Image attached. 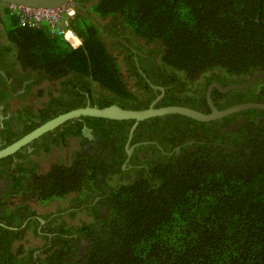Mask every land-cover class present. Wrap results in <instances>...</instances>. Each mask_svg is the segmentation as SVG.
Wrapping results in <instances>:
<instances>
[{
	"label": "trees",
	"instance_id": "trees-1",
	"mask_svg": "<svg viewBox=\"0 0 264 264\" xmlns=\"http://www.w3.org/2000/svg\"><path fill=\"white\" fill-rule=\"evenodd\" d=\"M75 1H82L87 12L101 21L90 22L79 6H72L75 14L62 27L82 40L78 49H72L47 24L22 28L19 17L0 3L5 43L0 45V64L8 55L17 67L31 68L65 85L63 93H81L78 102L84 101L83 93L98 96L94 88L99 86L114 98L91 105L117 104L131 110H139L136 104L140 103L133 96L134 83L128 80L140 76L121 72L117 58L100 40L102 27H126L132 33L129 37L141 39L147 53L158 58V71L179 81L187 92L191 88L202 93L211 82L221 87L242 85L264 69V0H96L90 6L87 3L94 0ZM167 81L162 86L167 87ZM263 86L264 80L259 79L249 90L229 93L254 102L264 97ZM180 102L178 98L172 104L183 106ZM84 106L63 105L56 111L64 114ZM242 114L249 121L234 135L235 151L224 152L214 142L232 137L218 128L226 127L236 113L224 118L228 122L212 123L214 128L195 123L200 130L192 133L196 142L190 151L182 149L177 158L162 161L155 170H136L140 171L136 177L114 183L99 204L86 203L79 211L90 214L91 220L69 227L68 233L62 231L65 237H52L51 246L35 264H264V125L253 119L264 111ZM71 135L78 137L79 129ZM73 164L43 175L46 198H64L73 190L71 182L78 179L93 183L113 179L114 172L96 164L87 178L71 177ZM104 171L107 174L99 179ZM81 237L88 245L82 246L78 260L75 247H80ZM19 263L34 264L31 254Z\"/></svg>",
	"mask_w": 264,
	"mask_h": 264
},
{
	"label": "flooded vegetation",
	"instance_id": "flooded-vegetation-1",
	"mask_svg": "<svg viewBox=\"0 0 264 264\" xmlns=\"http://www.w3.org/2000/svg\"><path fill=\"white\" fill-rule=\"evenodd\" d=\"M95 1H90L87 6H90L93 2L95 3ZM83 4L82 1L72 0L71 6H79L87 15V19L97 24L98 20L91 15L92 13L87 12L88 10ZM105 22L110 23L109 19H106ZM99 34L101 35L100 40L105 42L107 49L120 63L121 72L125 76L137 74L141 77L135 78L134 81L131 78L128 80L134 83L132 86H135L133 87L135 89V95L133 96L140 100H138L140 104H136V106H139V110L136 111L178 106L202 113H210L209 102L216 110H224L244 103L264 104V97L254 102H243L246 98L239 100L241 98L238 95L239 93H229L232 90L224 94L215 88L210 90V87L215 84L221 87L216 82L209 83L202 93L193 91L191 88H188V93L184 87L180 88L179 81H171L169 74L162 70L158 71V58L147 53L148 47L141 39L135 38L133 35L129 37L128 34L131 35L132 33L127 31L126 27L119 30L115 26L102 27ZM0 45L5 47L3 38L0 39ZM128 52L131 53L129 62L126 61L129 56ZM9 58L10 56L5 55L2 61L3 64H0V150L9 145L7 143L19 140L45 122L63 114L56 111L63 105L64 107H75L77 104H85V106L95 107L91 105L92 102L98 103L99 99L106 101L110 97L114 98V95L109 91L97 86L94 89L99 94L98 96L96 95L93 98L88 96L87 93H83L84 101L78 102L81 93L76 95L63 93L66 88L65 85L53 83L50 79H45L43 74L31 71V68L24 69L21 65L17 67L16 64L9 61ZM261 71L264 73V69H261ZM165 78H167L169 84L167 87L162 86ZM141 79L143 80L141 81ZM145 84L148 85L147 88ZM252 87L253 85L247 90ZM54 91H56V94ZM262 91H264V86ZM215 92L220 95L215 94ZM199 93L201 94L199 95ZM65 98L70 99L71 102H68ZM178 98L181 101L179 104H184L183 106L173 105ZM243 111L235 112L237 115L232 122H229L224 128H218V132L222 134H233L231 138L225 139L223 142H214V145L221 146V150L224 152L236 150L237 142L234 141V135L239 132L240 126L249 121L242 114ZM177 116L180 115L169 114L149 118L138 123L133 120L99 119V121H93L95 118L90 117L72 119L36 138L14 154L1 159L0 264H5L8 261L7 264H20V259L26 260L29 258V254H31L32 262L34 264L38 263L39 254L42 255L43 250L49 249L52 237H65V234L62 233L65 230L68 233L70 226L63 220L64 215L83 214L85 216V212L79 210L85 207L86 203L93 204V202H97L99 204L98 199H103V195L110 194L114 183H117L119 179L124 182L131 177H136V173L140 172L136 170L147 172L155 170L159 167L158 165H162V161L177 158L182 149L190 151V147L196 142L192 133L195 134L200 130L195 123H202L184 117L188 119L185 120ZM47 117L50 119L41 124L40 122ZM226 117L224 118L226 119ZM224 118L203 124L214 128L212 124L214 122H228ZM253 119L256 123L264 125V114L255 116ZM181 124L186 125L180 127ZM78 129L81 137L71 135L77 133ZM70 140H77L81 145V148L74 150L72 156L69 157L70 163L67 166L69 167L72 162L76 165L71 170V177L74 175V177L87 178L89 176L87 172H92L96 164L97 168L102 169L104 167L114 172V175L110 177L113 179H108L106 183L105 180L93 183L89 181L90 179L82 182L78 179L77 182H71L73 190L64 198L54 197L48 199L45 197V190L43 189L45 186L43 175H46V173L39 171L34 159L40 153L51 152L58 148L67 149ZM197 142L198 145L207 144L206 141ZM66 151L70 152L71 149ZM102 160L105 162L102 163ZM97 161L101 163L99 164ZM105 174L107 172L104 171L98 174L97 177L100 179ZM101 203L106 204V200ZM53 205H58V207L45 213H39L34 209L35 206L47 209L53 207ZM105 209L103 208L102 211ZM88 215L92 217L90 214ZM79 226L81 225L73 227L77 228ZM30 230H33L35 235L42 241V244L37 246L38 249H30L25 243L17 244L23 241L26 233ZM57 230L62 234H59ZM79 241L80 247H75L78 260L83 254L82 246L88 245L82 237ZM68 259H71V256H68Z\"/></svg>",
	"mask_w": 264,
	"mask_h": 264
},
{
	"label": "water",
	"instance_id": "water-1",
	"mask_svg": "<svg viewBox=\"0 0 264 264\" xmlns=\"http://www.w3.org/2000/svg\"><path fill=\"white\" fill-rule=\"evenodd\" d=\"M0 3L5 5H13L17 7L28 8L31 10H56L62 9L63 7L70 5L72 3V0H0ZM261 78L264 79V73H257L251 75L249 80L247 82L244 81L245 83L242 85L230 84L222 88L219 85L215 84L210 87V90L212 88H215L222 94L227 93L230 90H245L251 87L255 81ZM209 104L211 107L210 113H202L200 111L178 106H169L158 110L150 108L147 110L136 111L130 109H123L117 105H111L103 108L91 107L87 105L85 107L74 109L67 113L61 114L35 128L19 140L7 145L6 147L0 150V160L14 154L16 151L26 146L36 138L55 129L66 121L72 119L90 117L96 119L110 120H133L138 123L149 118L173 114L190 118L200 123H208L214 120L224 118L238 111L252 109L264 111V104L261 103H244L224 110H216L210 102Z\"/></svg>",
	"mask_w": 264,
	"mask_h": 264
},
{
	"label": "rangeland",
	"instance_id": "rangeland-1",
	"mask_svg": "<svg viewBox=\"0 0 264 264\" xmlns=\"http://www.w3.org/2000/svg\"><path fill=\"white\" fill-rule=\"evenodd\" d=\"M98 22L101 23V21ZM0 30L2 29L0 28ZM0 39L2 40V32H0ZM54 93L56 94V91H54ZM44 100H46V98H44ZM77 148L78 149L81 148V145L77 142V140H70L67 149L58 148L57 150H52L51 152L40 153V155H38L34 159L35 160L34 163L37 164L36 166L39 169V171L44 174L50 172L54 167H58V166L67 167V165L70 163L69 157L72 156V153H74L73 151L76 150ZM69 149H71V151L67 152L66 150ZM16 203L18 202L16 201ZM57 207L58 205H53V207L43 209L42 207L37 208L35 206L34 209L39 213H45V212H49L50 210L56 209ZM61 207L64 208L63 206ZM63 220L67 223L68 226L73 227L75 225H80L85 220L90 221L91 219L90 217H87L86 215L84 216L83 214H79V215L75 214V216L64 215ZM22 243H25V245L28 246L30 249L31 248L35 249L37 248V246L42 244V241L40 240L39 237L35 235V232H33V230H30L26 233L23 241H20L17 244L20 245Z\"/></svg>",
	"mask_w": 264,
	"mask_h": 264
},
{
	"label": "built area",
	"instance_id": "built-area-1",
	"mask_svg": "<svg viewBox=\"0 0 264 264\" xmlns=\"http://www.w3.org/2000/svg\"><path fill=\"white\" fill-rule=\"evenodd\" d=\"M8 8L19 17L21 27L35 28L41 24H47L52 32L62 36L73 49L81 45L80 40L72 31L62 27V24L66 26L67 19L74 15V10L69 5L56 10H31L13 5H8Z\"/></svg>",
	"mask_w": 264,
	"mask_h": 264
},
{
	"label": "clouds",
	"instance_id": "clouds-1",
	"mask_svg": "<svg viewBox=\"0 0 264 264\" xmlns=\"http://www.w3.org/2000/svg\"><path fill=\"white\" fill-rule=\"evenodd\" d=\"M72 9H73V7L71 6V4L69 5ZM74 10V9H73ZM74 14H75V10H74ZM74 16V15H73ZM70 31H72L71 29H69ZM73 32V31H72ZM74 34H75V32H73ZM75 36L80 40V38L75 34ZM60 37H62V36H60ZM62 39L64 40V38L62 37ZM65 41V40H64ZM68 45H69V43L67 42V41H65ZM80 42H81V40H80ZM70 46V45H69ZM71 47V46H70ZM79 47H81V45L79 46ZM78 47V48H79ZM72 48V47H71ZM78 48H76V49H78ZM73 49V48H72ZM257 74V73H256ZM261 79H263V78H261ZM259 80V79H258ZM256 82V81H255Z\"/></svg>",
	"mask_w": 264,
	"mask_h": 264
}]
</instances>
